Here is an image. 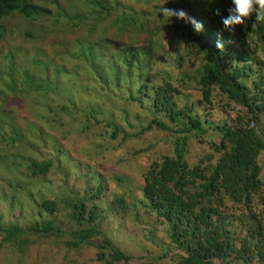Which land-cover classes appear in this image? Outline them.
I'll return each mask as SVG.
<instances>
[{
    "label": "trees",
    "instance_id": "1",
    "mask_svg": "<svg viewBox=\"0 0 264 264\" xmlns=\"http://www.w3.org/2000/svg\"><path fill=\"white\" fill-rule=\"evenodd\" d=\"M90 4L100 11L99 17L119 7L116 1L111 0H91ZM175 7L184 9L204 26L203 31L197 32L190 23H185V28L180 23L167 25L174 30L178 46L184 42L187 44L183 47L186 57L180 59L181 72L175 75L184 87L174 85L175 82L169 79L174 77V73L169 71L167 77L162 73L160 84L142 86L143 91H131L126 95L142 105L145 96L149 100L146 108L153 117L141 132L155 128L169 132L174 138L173 154L170 155L171 151L163 154L147 170L141 199L152 218L153 230H161L156 237L151 232L149 238L164 244L167 249L147 247L146 254L136 256L117 245L104 232L103 225L108 219L119 226L132 221L137 225L135 231L141 234L149 228L140 226L138 217L137 220L134 217L136 213L129 212L130 207L123 196H114L107 206L90 205L87 198L96 194L99 196L102 186L92 193L83 191L84 197L74 196L75 188L79 186L77 180L73 183L74 188H67L66 192L46 186L40 175L51 170L54 164L51 160L29 162L30 170L26 167L27 174L22 175L25 186L21 188L25 193L28 191L33 210L29 211L30 219H25L27 224L17 219L5 225L2 221L4 215L0 214L3 243L9 242L22 252L33 237L68 235L69 247L79 250L96 238L100 242L96 245L99 264H249L253 257L264 259V171L258 161L264 150V139L257 126L264 113V20H255L254 15L246 25L228 31L222 21L228 15L230 6L223 0H179ZM18 13L37 19L53 16L49 7L32 0H0V20ZM128 14L119 19V30L142 26L146 22L147 18L140 10ZM156 14L163 17L160 8ZM75 19L72 16L69 20ZM155 29L161 32V28ZM1 37L0 30V40ZM218 43L222 47H218ZM151 46L145 45L146 48ZM80 53L91 61L89 64L97 72V78H105L101 69L97 71L100 64L94 62L99 58L95 46L82 47ZM146 53L143 52V57L152 63L153 54L150 50ZM195 59L199 65L194 70L183 68L184 60L192 62ZM31 61V56H28L26 65H23L26 68L21 70L22 79L16 73L17 68L12 71L7 80L8 89L0 93V125L4 123L8 110L17 106L14 103L21 102L19 98H8L11 91L17 95L19 92L30 93L27 96L30 97L38 92L32 89L40 90L52 85L49 80H35L31 75ZM114 72L117 78L123 74L124 81L129 76V69ZM124 81L116 84L115 88H121ZM193 88L201 90L205 100H210L215 88L226 96L224 103L231 107H243L245 115L238 114L233 122L217 124L210 120L205 122L201 108L188 115L187 121L181 120V116L187 114L190 103L186 102V108L179 109L175 96H187V91ZM25 98L22 96L23 101ZM37 106L40 109L37 101L31 103V112L38 111ZM69 109V105H63L56 112L54 122ZM93 110L95 114L100 107L90 109L91 112ZM172 121L178 123L176 127ZM106 125L114 128L113 137H117L118 127L113 122ZM209 128L216 133L210 134L211 140H215L212 143L214 151L203 154L192 166L188 161L191 140L198 139L200 142ZM64 136L69 138L70 133L67 131ZM16 141L14 137L11 143ZM101 178H97L100 183ZM86 184L91 185L93 181ZM24 195H19L12 188L8 190L7 186L0 188V201L7 200L10 211L24 210ZM135 203L138 208L136 200ZM61 206L67 211L66 219L70 226L63 227L59 223ZM145 246L144 241L128 244V248L132 249Z\"/></svg>",
    "mask_w": 264,
    "mask_h": 264
},
{
    "label": "rangeland",
    "instance_id": "2",
    "mask_svg": "<svg viewBox=\"0 0 264 264\" xmlns=\"http://www.w3.org/2000/svg\"><path fill=\"white\" fill-rule=\"evenodd\" d=\"M32 1L49 7L53 16L37 19L14 14L6 18L1 25L3 45L0 57L11 53L15 58L14 69L17 68L16 73L21 78V70L26 68L23 65H26L27 57L31 56V75L37 81L49 80L52 85L43 87L46 90L41 88L43 92L32 89L38 92L30 97H27L30 93L23 92L17 95L11 91L8 94V98H19L21 102L14 103L17 106L8 110L4 116V126H0V188L7 186L8 190L12 188L18 191L19 195L24 193L22 208L27 212L22 209L10 211L9 202L2 200L0 214L4 215L3 223L8 225L17 219L20 223H28L25 219H30L29 211L33 210V204L28 191L25 193L21 188L25 186L22 175L27 174L29 162L51 160L54 163L51 170L40 175L46 186L66 192L67 188H74L73 183L77 180L79 186L75 188L74 196L78 194L81 197H84L83 191L92 193L102 186L99 196L96 194L87 198L90 205L107 206L114 196H123L130 207L129 212L136 213L134 217L136 220L138 217L140 226L149 228L145 234H141L135 231L137 225L132 221L119 226L108 219L103 225L104 232L117 245L136 256L146 254L147 247L153 250L167 249L164 244L149 238L151 232L156 237L161 230H153L152 218L141 199L147 170L163 154L169 151L170 155L173 154L174 138L169 132L155 128L141 132L153 117L146 108L149 100L145 96L142 105L126 95L131 91H143L142 86L160 84L162 73L167 77L169 71L174 73V77L169 78L175 82L174 85L184 87L175 75L181 72L180 59L186 57L183 47L187 44L184 42L178 46L174 30L167 25L180 23L185 27V22L175 17L160 18L156 14L158 8H176L179 0H111L116 1L119 7L109 14L105 13L104 17H99L100 11L91 6V0ZM223 1L227 6H232L231 0ZM133 10L142 11L146 22L142 26L119 30V19L123 15L128 16ZM70 16L77 19L69 20ZM165 26L167 28H163ZM155 28H161V32H156ZM145 45H152V63L143 57ZM89 46H95L99 58L94 62L100 64L97 71L101 69L105 78H97V72L89 64L91 61L80 53L82 47ZM19 52L25 56L18 57ZM35 59L48 67L36 64ZM8 65L6 60L0 59V93L8 89ZM198 65L196 59L192 62L184 60L183 68L192 71ZM127 69L129 76L126 75L125 81L123 74L118 78L115 76L114 71L126 72ZM123 81L121 88L116 89L115 85ZM187 94L175 96L179 109L183 110L186 108L185 103H190L187 114H183L181 120L187 121L188 115H193L201 108L203 120L217 124L233 122L238 114L245 115L243 107H231L224 103L226 96L215 88L210 100H205L201 90L196 88L187 91ZM22 96L26 97L24 101ZM34 101L40 106V109L36 107L37 112H31L30 104ZM63 105H69V111L60 114L54 122L56 112ZM95 107H100L98 114H94V110L90 111ZM106 122H113L119 127L117 137H113L114 128L108 127ZM172 124L176 127L178 123L172 121ZM257 126L264 139V113ZM67 131L70 133L69 138L64 136ZM211 133L216 134L209 128L200 142L198 139L191 140L188 161L192 166L203 154L214 151L212 143L215 140H211ZM14 137L17 141L11 143ZM258 161L264 171V150ZM99 177H102L101 183L97 181ZM90 180L93 184H86ZM135 200L138 208L135 207ZM60 213L59 223L63 227L70 226L63 206ZM69 239L68 235L33 237L21 252L17 246L3 243L0 235V264L100 263L96 246L100 243L98 239H93L79 250L69 247ZM142 241L145 247L128 248L129 243L139 244ZM249 264H264V259L253 257Z\"/></svg>",
    "mask_w": 264,
    "mask_h": 264
},
{
    "label": "clouds",
    "instance_id": "3",
    "mask_svg": "<svg viewBox=\"0 0 264 264\" xmlns=\"http://www.w3.org/2000/svg\"><path fill=\"white\" fill-rule=\"evenodd\" d=\"M231 5L232 6L228 9V15L222 21L225 29L228 31L234 30L236 26L246 25L249 19H251L254 15H255V20H264V0H231ZM161 13L163 14V17L164 16H167L168 18L175 17L177 20L184 21L185 23H190L193 26L194 30L197 32L203 31L204 26L202 22L196 20L194 17H191L182 8H179V9L163 8L161 10ZM17 15H22V14L18 13ZM71 17L72 16L68 17V19H70ZM6 18H8V16L0 20V30L1 31H2L1 25ZM254 24H255V21L253 22L252 26H254ZM1 42L2 40H0V49H2V45H3V43ZM218 47H222V45L218 43ZM147 50L151 51V48H145L144 54H147L146 53ZM24 56L25 55L22 54V52L18 53V57L23 58ZM0 59L4 61L6 60L8 62L9 69L6 74L10 75L12 71L14 70V66H15L14 56L10 53L6 56L0 57ZM35 61L38 65L42 64L46 66V68L48 67L47 64H44L39 59H35ZM0 126H4V124ZM118 131H120L119 127H118Z\"/></svg>",
    "mask_w": 264,
    "mask_h": 264
}]
</instances>
